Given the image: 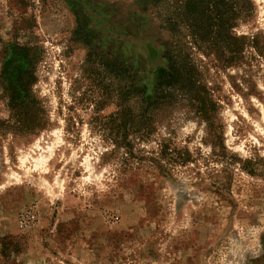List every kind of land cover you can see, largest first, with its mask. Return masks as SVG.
I'll return each mask as SVG.
<instances>
[{
  "label": "rangeland",
  "instance_id": "rangeland-1",
  "mask_svg": "<svg viewBox=\"0 0 264 264\" xmlns=\"http://www.w3.org/2000/svg\"><path fill=\"white\" fill-rule=\"evenodd\" d=\"M251 1L233 33L264 42V0ZM179 6L0 0V264H264V51L223 68L191 46L210 131L181 101L113 150L95 117L113 107L89 102L91 51L153 97L168 44L189 40L165 29Z\"/></svg>",
  "mask_w": 264,
  "mask_h": 264
},
{
  "label": "trees",
  "instance_id": "trees-1",
  "mask_svg": "<svg viewBox=\"0 0 264 264\" xmlns=\"http://www.w3.org/2000/svg\"><path fill=\"white\" fill-rule=\"evenodd\" d=\"M179 4L181 18L174 22L167 20L165 29L175 36L185 31L189 40L178 36L168 44L164 54L167 66L157 69L153 97H144L145 88L138 87L128 67L116 59H105L93 51L84 59L83 78L90 81L95 93L89 100L94 112L105 106L113 107L102 116H95L113 150L125 148L129 153V136L151 133L161 117L181 101L193 109L210 131L214 125L215 102L190 57L191 46L205 56H212L223 68L241 64L248 47L259 53L264 51L259 33L251 36L233 33V28L247 21L253 13L251 0H179ZM21 50L28 56L27 49ZM31 57L34 60L32 54ZM31 70V62L21 69L22 74L27 73L32 79ZM29 82L31 80L23 82L25 90ZM24 95L27 94L23 93L19 103L24 102ZM214 137L220 138L219 135Z\"/></svg>",
  "mask_w": 264,
  "mask_h": 264
},
{
  "label": "bare ground",
  "instance_id": "bare-ground-1",
  "mask_svg": "<svg viewBox=\"0 0 264 264\" xmlns=\"http://www.w3.org/2000/svg\"><path fill=\"white\" fill-rule=\"evenodd\" d=\"M262 1V0H261Z\"/></svg>",
  "mask_w": 264,
  "mask_h": 264
}]
</instances>
